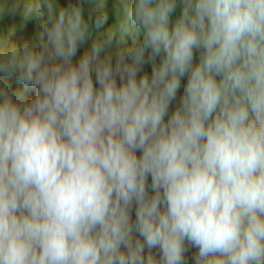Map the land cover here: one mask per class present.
Wrapping results in <instances>:
<instances>
[{
	"label": "clouds",
	"instance_id": "9594fccd",
	"mask_svg": "<svg viewBox=\"0 0 264 264\" xmlns=\"http://www.w3.org/2000/svg\"><path fill=\"white\" fill-rule=\"evenodd\" d=\"M0 12V264H264V0Z\"/></svg>",
	"mask_w": 264,
	"mask_h": 264
},
{
	"label": "rangeland",
	"instance_id": "374dc122",
	"mask_svg": "<svg viewBox=\"0 0 264 264\" xmlns=\"http://www.w3.org/2000/svg\"><path fill=\"white\" fill-rule=\"evenodd\" d=\"M115 1L118 2V0ZM38 25L39 22L35 19V17L29 19L27 22H24L20 15L0 12V36L7 35L11 41L22 42L25 38H30L35 33ZM12 28H15V33L13 35H8L10 29ZM83 51L84 47H81L77 56L74 58V61L78 60L80 55L83 54Z\"/></svg>",
	"mask_w": 264,
	"mask_h": 264
},
{
	"label": "trees",
	"instance_id": "16d2710c",
	"mask_svg": "<svg viewBox=\"0 0 264 264\" xmlns=\"http://www.w3.org/2000/svg\"><path fill=\"white\" fill-rule=\"evenodd\" d=\"M61 3H66V0H61ZM117 5H118V2L115 0H105V7L107 10V14H108V20L105 24V28L112 27V26H115L118 24V17L116 14ZM125 44L126 45L131 44V36L130 35H127L125 37ZM110 51L113 53V55L115 54V51H116V45L115 44L113 45V48L110 49ZM146 70L150 72L151 69H150V67H146ZM11 84H12L13 90H15L16 87H18V85L15 82L14 77L11 80ZM28 95H29V98H31L34 95V92H30ZM191 253L192 252L188 253L189 264H191V256H192Z\"/></svg>",
	"mask_w": 264,
	"mask_h": 264
}]
</instances>
